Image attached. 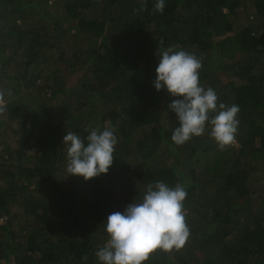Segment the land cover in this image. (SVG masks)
Segmentation results:
<instances>
[{
	"label": "trees",
	"instance_id": "trees-1",
	"mask_svg": "<svg viewBox=\"0 0 264 264\" xmlns=\"http://www.w3.org/2000/svg\"><path fill=\"white\" fill-rule=\"evenodd\" d=\"M155 2L0 0V264H98L102 222L156 180L187 186L189 237L143 264H264V0ZM169 46L239 106L234 144L171 140L176 97L152 84ZM105 126L118 136L108 172L66 177V132Z\"/></svg>",
	"mask_w": 264,
	"mask_h": 264
},
{
	"label": "clouds",
	"instance_id": "clouds-1",
	"mask_svg": "<svg viewBox=\"0 0 264 264\" xmlns=\"http://www.w3.org/2000/svg\"><path fill=\"white\" fill-rule=\"evenodd\" d=\"M164 7L165 0H156L155 11L162 13ZM156 55L152 84L157 91L163 89L176 97L168 104L179 122L171 140L183 145L208 131L221 150L234 144L239 106L219 102L213 88H204L199 83L200 59L174 46L163 48ZM117 143L114 126L92 129L83 139L67 131L63 136L66 177L79 175L88 180L107 173ZM186 187L181 183L169 186L163 180L149 182L139 200L134 198L122 211L110 213L102 222L108 239L94 253L98 264H143L157 249L165 252L181 249L189 237L183 203Z\"/></svg>",
	"mask_w": 264,
	"mask_h": 264
},
{
	"label": "rangeland",
	"instance_id": "rangeland-1",
	"mask_svg": "<svg viewBox=\"0 0 264 264\" xmlns=\"http://www.w3.org/2000/svg\"><path fill=\"white\" fill-rule=\"evenodd\" d=\"M67 26V25H66ZM57 48H59V47H54V48H52V49H49V48H45L44 50H45V52L46 53H44L43 55H47V56H52L53 58H56V57H58L59 56V52H61V50H58ZM43 57H41V59H42ZM43 65H45V63L44 64H42V66ZM50 65H51V67H52V69H56V67H58V68H60L61 69V72H63V73H67L68 74V72H70L68 69H66L65 70V72L63 71L64 69H65V65L64 64H62V63H60L58 60H57V63H50ZM80 73H81V71H79ZM43 74V73H42ZM78 78H80V74H68V79H69V82L70 83H73V86L75 87V85H78V84H75V81H77V79ZM3 80H4V78H3ZM15 83V82H14ZM87 83H88V81H87ZM38 84H42L41 83V79H39V81H38ZM41 86V85H40ZM9 91V90H8ZM63 97H58L55 101H54V103L56 104V103H58V101L57 100H59V99H62ZM0 104H3L2 103V101H1V99H0ZM9 121V124H10V120H8ZM11 134V131H9V135ZM3 220H0V222H2Z\"/></svg>",
	"mask_w": 264,
	"mask_h": 264
}]
</instances>
